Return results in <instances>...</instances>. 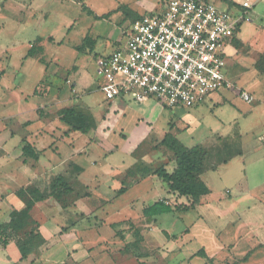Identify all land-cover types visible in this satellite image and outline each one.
Returning <instances> with one entry per match:
<instances>
[{"label":"rangeland","instance_id":"1","mask_svg":"<svg viewBox=\"0 0 264 264\" xmlns=\"http://www.w3.org/2000/svg\"><path fill=\"white\" fill-rule=\"evenodd\" d=\"M138 1L145 0H0V70L4 71L0 79V222H6L12 210L23 207L15 195L19 188L35 184L48 189L52 176L58 173L77 180L78 171L69 163L62 165L73 157L74 150L84 149L74 158L84 167L78 175V191L90 193L68 209L59 204L56 208L50 204L35 208V217L46 223L49 249L45 245L20 264L37 259V264H139L140 260L141 264H196L203 258L196 257L191 263L185 259L205 246L224 255L213 264H256L264 257V250L258 249L242 262L259 235L246 223L264 224V220L251 217L258 210L248 209L259 205L264 210V73L254 67L257 53L264 51V0H252L255 5L248 9V20L240 33L250 45H239L232 58L233 47L227 50L226 73L232 88L211 94L205 103L193 108L155 112L151 132L141 125L134 129L139 117L147 120L151 109L164 102L153 99L152 104H141L132 96L121 97L127 107H121L111 120L116 134L106 136L100 131L98 135L95 130L93 134L73 132L80 136L77 138L65 137L67 125L58 116L63 107L91 111L99 122L110 109L113 111L112 102L100 89L97 57L125 47L126 30L136 15L131 8H137L134 2ZM148 1L147 8L156 5L160 9L165 0ZM208 1L238 15L240 10L231 5L245 0ZM137 9L142 14L146 10ZM87 36L96 40L94 49L84 41ZM31 48L36 56L26 57ZM242 91L249 92L254 101L246 102ZM39 108L48 117L40 119ZM170 117L182 128L178 138L186 146L202 144L208 149L202 178L212 193L194 209L150 220L143 216V209L158 200L168 197L173 205L191 201L174 196L157 176L131 185L116 197L122 183L110 172H123L134 157L159 164L162 152L152 148L169 130ZM23 139L47 151L40 163H24ZM140 139L145 142L138 146ZM121 142L126 143L125 149L116 145L117 150L113 147L114 151L108 152L109 146ZM242 151L244 155H240ZM127 152H133V157ZM216 165L219 167L212 170ZM36 175L37 181L33 178ZM57 228L62 229L61 234L73 232L76 236L69 241L54 237ZM163 230L175 234L176 240H169ZM133 241L139 243L134 247L137 251L123 252ZM225 245L231 246L223 251ZM74 246L79 249L74 256L77 263L69 257ZM65 248L72 250L70 254ZM144 250L147 257L140 255L146 254ZM20 258L15 241L7 248L0 245V264H16Z\"/></svg>","mask_w":264,"mask_h":264},{"label":"built area","instance_id":"2","mask_svg":"<svg viewBox=\"0 0 264 264\" xmlns=\"http://www.w3.org/2000/svg\"><path fill=\"white\" fill-rule=\"evenodd\" d=\"M160 9L131 21L127 43L97 58L100 89L106 100L132 96L137 102L163 101L168 107L193 108L209 96L232 88L227 78V50L247 10L238 15L208 0H165ZM238 8V6H235ZM249 103L253 96L242 91Z\"/></svg>","mask_w":264,"mask_h":264},{"label":"trees","instance_id":"3","mask_svg":"<svg viewBox=\"0 0 264 264\" xmlns=\"http://www.w3.org/2000/svg\"><path fill=\"white\" fill-rule=\"evenodd\" d=\"M105 17L97 16L99 19H104ZM141 17L142 15L136 13L132 21H136ZM84 41L89 42L93 49L97 44L96 40L90 36H87ZM235 44L238 47L242 43L236 40ZM34 56H36V52L31 48L26 57ZM255 67L260 73H264V54L259 56ZM3 74L4 71L0 70V79ZM35 92L37 94L38 91L36 90ZM38 114L40 118L48 117L43 108L38 110ZM58 116L69 127V131L89 134L98 128V120L93 112L83 110L78 106L63 107L59 110ZM153 150L165 151L171 157L168 158L167 162L159 161V164L143 162V157L138 159L139 162L120 176L119 180L122 186L116 190V197L125 194L131 185L140 183L142 179L154 175L165 183L170 192L177 194L180 198L185 197L191 201L190 204L173 206L166 200H158L143 210V216L152 220V218L163 214L175 211L186 212L194 209L200 205L203 197L211 194L210 187L201 176L206 169V161L209 157L207 148L202 145L188 147L176 135L167 133L152 148ZM41 153L31 143L26 140L24 141L22 148L24 163H27L29 160L39 161ZM135 154H137V151H135ZM171 161L175 162L173 171H169L167 168ZM78 170L82 171V168H78ZM77 185L78 180H72L65 174H57L51 180L48 189L42 190L35 184L19 188L16 191V196L23 202V207L21 209H14L10 214L8 222H0V245L3 248H7L15 241L21 254V261L27 260L32 254L37 253L46 245L47 239L41 231V223L34 215L35 208L39 203L52 198L63 209H68L76 204L78 198L90 196V193L84 195L81 193V190L78 191ZM136 245L138 246L139 243L132 242L126 245L122 251L128 254L133 253L135 249L137 251V248H134ZM142 254L140 255L144 256ZM195 256L204 257L209 263L213 262L207 256L205 249L199 250ZM247 259L246 257L244 261Z\"/></svg>","mask_w":264,"mask_h":264},{"label":"crops","instance_id":"4","mask_svg":"<svg viewBox=\"0 0 264 264\" xmlns=\"http://www.w3.org/2000/svg\"><path fill=\"white\" fill-rule=\"evenodd\" d=\"M244 2V1H243ZM243 2H240V3H238L236 6H238V9L239 10H241V11H245V10H243L242 9V3ZM253 2V4L255 5V2L254 1H252ZM135 3V6L137 7V8H147L149 5H150V3H149V1L148 0H145V1H138V2H134ZM137 8H131V10H133V12H134V14L135 13H137V14H139V15H145L146 13H148V12H151V11H153V10H155L156 8H158L156 5H154V7L152 8V9H149V8H147L146 10H145V12L142 14V13H140V11H139V9H137ZM248 11V10H247ZM246 22V21H245ZM245 22H243V23H241V25L239 26V29L237 30V34L235 35V38L233 39V41H232V44L229 46V47H233V51H232V53L231 54H233V56H230V58H232V57H235L236 55H237V53H238V47L236 46V44H235V41L236 40H238V41H240L241 43H245V44H249L250 45V42L249 41H246V40H244V39H242L241 37H240V33L242 32V27H243V25H244V23ZM228 47V48H229ZM117 50V49H116ZM114 52V51H113ZM112 52V53H113ZM109 54H111V53H109ZM262 54H264V51L262 52H258L257 53V56H256V61H255V65H256V63H257V61H258V59H259V56L260 55H262ZM101 55H107V54H99L98 55V57L99 56H101ZM97 57V58H98ZM234 63V62H233ZM255 67V66H254ZM256 68V67H255ZM135 100V99H134ZM112 102V104L110 105V108H112L113 109V111H111V109L109 110V113L107 114L106 113V116L104 117V118H102V121L101 122H99L98 121V128L96 129V132H97V134L100 132V131H102V133H100V134H103V135H109L110 133H112V134H116L115 133V129L116 128H113V126H112V122L113 121H111L114 117H116L117 115H115V114H117L118 112H119V110L121 109V107L123 108V107H127V105L124 103V99L123 98H117V99H115L114 101H111ZM146 102H149V104H152L151 102L152 101H145V102H141V104H145ZM175 108H183V107H174V108H172V107H168V106H166L165 104H163V103H157L156 104V106L154 107V109H151V111H150V115H148L146 118H147V120L145 119V116L143 117V116H141V117H139V122H137V124H136V126H135V129H134V131H137L138 130V126H143V127H146V128H148L149 129V131L151 132V131H154V128H155V124H154V121H155V112L156 113H158V112H165L166 110H173V109H175ZM40 109V108H39ZM38 109V110H39ZM183 109H185V108H183ZM176 114V113H175ZM39 115V114H38ZM149 117H151V118H149ZM46 118V117H45ZM40 119H44V118H40ZM61 121V120H60ZM168 125H169V130L167 131V132H165V135L167 134V133H172L173 135H176L177 137H178V132H180L181 130H182V128H180L178 125H177V123L175 122V120H174V117H170V122L168 123ZM66 129H64V131H66L65 132V137L66 136H70L71 138H73V137H80L79 135H72V133L74 132V131H69V127L67 126V127H65ZM104 129H106V131L104 130ZM121 131H124V129H121ZM92 132V133H91ZM89 134H93V132H95V130H93V131H91ZM125 132V131H124ZM97 134H96V136H97ZM72 135V136H71ZM99 135V134H98ZM165 135L163 136V138L165 137ZM64 137V138H65ZM150 137V136H149ZM162 138V139H163ZM127 139H129V135H128V138ZM161 139V140H162ZM142 139H140V141H139V143H138V146L142 143V142H144V141H141ZM155 140V139H154ZM160 140V141H161ZM24 141H25V139H23L22 140V144L24 145ZM27 141V140H26ZM157 141V143H158V140H156ZM29 142V141H28ZM30 143V142H29ZM32 144V143H31ZM122 142L120 143V144H113V145H111V146H109V148H108V152L110 151V152H113L115 149L117 150V148H116V145L117 146H119V148L120 147H122L123 149H125V147L123 146V145H126V143H123L122 145ZM33 145V144H32ZM199 145H202V144H199ZM34 146V145H33ZM196 146V145H195ZM202 146H204V145H202ZM114 147V150L113 149H111V148H113ZM205 148H206V146H204ZM22 148H23V146H22ZM37 148V147H36ZM75 148V147H74ZM37 150L38 151H41L42 153H41V156H40V159H39V161H34V160H29V161H33L34 162V164L36 163V164H38V163H40L41 162V159H42V156L43 155H45V153L47 152V151H43L42 149L40 150L39 148H37ZM164 150V149H163ZM83 151H84V149H82V150H74V152H73V154H72V158H70L68 161H66V162H63L62 163V165H64V164H71L72 165V167H73V169H75L76 171H78V172H76V175H75V177H74V179H77L78 180V175H80L83 171H84V167H82L81 165H79L75 160H74V158H76V157H78L79 155H82V153H83ZM45 152V153H44ZM134 152V151H133ZM133 152H127V153H129V155H131L132 156V154H133ZM165 151H163L162 152V156L164 157L163 158V160L162 161H160V162H167L168 161V158L169 157H171V155L170 154H168V153H165ZM19 155H20V153H19ZM240 155H244V152L242 151V153L240 154ZM21 156H22V151H21ZM239 156V155H238ZM133 157V156H132ZM48 158H49V161L50 162H53V160L51 159V157H49L48 156ZM28 161V162H29ZM28 162L27 163H25L26 165L28 164ZM137 162H139V160H136L135 159V157H134V162L133 163H130V165L127 167V168H125V170L123 171V172H118L117 170L115 171V172H110V176L111 175H114V177L116 178V179H118L119 180V178H120V176H122V174H124L129 168H131L133 165H135ZM54 163V162H53ZM171 163H174L173 164V166H171L172 168L170 169V167L168 166L167 168H168V170L169 171H173L174 170V168H175V162L174 161H171L170 162V164ZM33 164V165H34ZM169 164V165H170ZM219 167V165H216V166H212L211 167V169L212 170H214L215 168H218ZM78 168H82V171H79L78 170ZM207 168V167H206ZM206 170V169H205ZM205 172H203L202 173V175L204 174ZM43 174H45V173H43ZM58 174H62V173H58ZM57 175V174H56ZM201 175V176H202ZM55 175H53L52 176V178H51V180L53 179V177H54ZM152 176H154V175H152ZM150 177V176H149ZM34 179H35V181H37V179H39V175L37 176L36 175V177H33ZM32 178V179H33ZM148 177H146V178H144V179H142L141 180V182L143 181V180H145V179H147ZM32 179H30L31 181H33ZM203 179V178H202ZM51 180H50V182H51ZM30 185V184H29ZM50 185V184H49ZM208 185V184H207ZM28 186V185H27ZM36 186H38V185H36ZM39 188H41L40 186H38ZM48 188H49V186H48ZM42 190H45V189H43V188H41ZM212 191V190H211ZM170 192V191H169ZM172 193V192H171ZM212 193V192H211ZM174 194V196H175V193H173ZM15 195H16V191H15ZM177 195V194H176ZM210 195V194H209ZM209 195H207V196H209ZM178 196V195H177ZM11 197H12V195H11ZM206 197V196H205ZM166 199H161V200H166L168 203H170L171 205H173L171 202H169L168 200H167V198L168 197H165ZM261 202V205L263 204V201L261 200L260 201ZM23 203V202H22ZM51 205V207H54V208H56L57 207V202L56 201H54V200H52V198L51 199H48L47 201H45V202H43V203H39L37 206H48V205ZM182 204V203H181ZM19 205V204H18ZM17 205V206H18ZM176 205H180V204H175V205H173V206H176ZM149 206V205H148ZM20 207V206H19ZM51 207H47L48 209L49 208H51ZM22 207H20L19 209H21ZM146 208V207H145ZM144 208V209H145ZM47 209V210H48ZM143 209V210H144ZM249 209V211H253V210H258V212H256V213H252V215H251V217H255V219H258V220H264V210L263 209H261L260 210V206L259 205H255L254 207L252 206V207H249L248 208ZM13 211V210H12ZM11 211V212H12ZM58 212H60L61 213V210L59 209L58 210ZM11 214V213H10ZM44 215H46V213H44ZM10 220V216H9V218H8V220L6 221V222H8ZM44 224H46L45 222L43 223V224H41V231L43 232V234H44V236L46 237V239H47V243H46V245H47V248L49 249V244H50V241H49V236H48V234H47V232H46V229H45V225ZM114 224V223H113ZM113 224H111V225H113ZM247 224V226L248 227H250V229L251 230H255L259 235H257V238H256V240H255V244L253 245V246H255L252 250H249L247 253H245L242 257V262L244 261V259L247 257L248 259L249 258H251V256H253V253H255V251H257L258 249H261L262 251L264 250V224L263 223H258V222H250L249 221V223H246ZM62 229H59V228H57L56 230H55V232H54V237H58V236H60V239H62V240H66V241H69L71 238H73V236H76V235H74V233L73 232H69V233H64V234H61L60 233V231H61ZM73 230V229H72ZM166 236H167V238L169 239V240H176L175 238H173V237H175V234H171L170 232H168V231H165V230H163L162 231ZM189 233V232H188ZM56 235H58V236H56ZM173 235V236H172ZM219 235V234H218ZM50 236H52V234H50ZM148 237V236H147ZM245 237V240L247 239L248 240V238H246V236H244ZM146 240H147V238H146ZM218 240V239H217ZM134 242V241H133ZM130 243H132V242H129V243H127V245L128 244H130ZM182 245H184V244H182ZM233 245V244H232ZM228 246H231V245H225V247L223 248V246H221V248H223L222 250L223 251H226L225 249H226V247H228ZM239 246V245H238ZM145 247V246H144ZM46 248V249H47ZM66 250H65V252L66 251H68L69 252V254H70V251H72V250H68L67 248H65ZM73 256L71 255H69V257H71L72 259H73V261L75 262V263H77V261H76V258L74 257V256H76V252H78L79 251V249L78 248H76V246H74L73 248ZM174 249L175 248H170V251H174ZM201 249H205V251H206V253H207V256L210 258V259H212L213 261H216L215 259H217L218 257H221V256H224V255H222V254H218V253H213V252H211L206 246L205 247H203V248H201ZM200 249V250H201ZM146 250V249H145ZM144 250V251H145ZM199 251V250H198ZM198 251H196V252H192V253H190L188 256H187V258L185 259L186 261H189L190 263H191V261H193V259L194 258H196V257H199V256H195V254L198 252ZM262 251H259V252H262ZM46 252V251H45ZM44 252V253H45ZM145 253L146 254H144V257H147V255H148V251H145ZM203 258V260L204 261H198L196 264H203L204 262H205V264H213V262L212 263H209L208 261H207V259L206 258H204V257H202ZM29 259V258H28ZM247 259V260H248ZM27 260H24V261H18V262H16V264H20V263H22V262H26ZM38 259L36 260V261H34L32 264H37L38 262ZM241 262V263H242ZM142 263V261L140 260V262H139V264H141ZM64 264V263H63ZM138 264V263H137ZM194 264V263H193ZM256 264H264V257L261 259V260H258V262L256 263Z\"/></svg>","mask_w":264,"mask_h":264}]
</instances>
